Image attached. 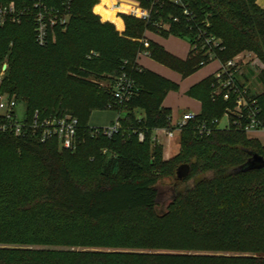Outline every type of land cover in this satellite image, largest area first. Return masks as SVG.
<instances>
[{"label":"trees","instance_id":"1","mask_svg":"<svg viewBox=\"0 0 264 264\" xmlns=\"http://www.w3.org/2000/svg\"><path fill=\"white\" fill-rule=\"evenodd\" d=\"M183 2L223 42L221 60L253 53L264 65L258 0ZM97 4L77 0L67 31L46 48L35 42L33 20L0 28V75L7 66L0 93L24 104L30 116L68 113L80 123L75 151L57 141L0 136V264H264V167L250 164L255 156L264 160V143L234 128L218 127L209 137L196 131L199 122L212 126L234 105L213 101L214 74L187 93L202 103V112L183 127L180 153L166 161L152 140L155 130L176 129L163 103L179 85L138 67L137 58L148 52L185 79L211 63L200 47L193 50L199 31L189 30L182 8L168 0L152 13L151 24L123 16L125 31L118 13L131 11L130 2L101 0L95 15ZM147 31L189 41V59L180 61L156 44L145 48L140 40ZM124 72L136 94L119 107L113 86ZM257 81L264 127V68ZM109 106L121 114L112 139L89 126L92 114ZM102 147L106 157L83 161V149ZM164 178L175 184L160 211Z\"/></svg>","mask_w":264,"mask_h":264},{"label":"built area","instance_id":"2","mask_svg":"<svg viewBox=\"0 0 264 264\" xmlns=\"http://www.w3.org/2000/svg\"><path fill=\"white\" fill-rule=\"evenodd\" d=\"M76 1L0 0V28H4L8 24L20 25L27 19L33 20L35 42L39 47L46 48L57 41L60 33L67 31L72 21ZM119 1L130 2L132 10L127 13H118V17L125 15L132 16L148 24L152 23V13L163 9L167 3V0H145L147 6H144L140 1ZM168 1L174 6L182 8L184 22L189 30L197 29L199 31L197 41H200V44L195 45L193 50H198L200 47L205 52L208 62H217L219 64L218 70L213 75V101L217 102L221 99L226 103H234L233 107H229L224 114V116L229 118V125L225 129L234 128L241 130L250 138L257 133L264 135V127L260 119L261 109L257 101L259 94H256L251 88L252 80L254 79L253 81L260 88L262 86L257 81L258 74H256L255 70L249 69L247 72L244 71L249 66V63H246L244 60V56H254L257 60L256 56L253 53H243L228 61L221 60L217 52H222L226 48L220 39L208 33L209 22L207 20L198 21L196 15H194L183 0ZM169 21L175 24L183 22L177 16H171ZM154 25L161 30L170 28L169 24L160 23ZM140 41L145 48H149L145 39ZM4 71L5 67L3 68L2 76L4 75ZM135 94V81L126 72L122 73L116 79L113 86L115 105L119 107L125 106ZM22 105L24 106L23 114L19 111V107ZM197 116L193 113H185L175 125V130H161L171 140L174 138L176 132L181 133L185 125L196 121ZM221 120L217 119L213 121L212 126L207 121L199 122L196 131L200 136L209 137L216 128H220ZM79 129V120L72 114L43 116L36 111L33 116H30L24 104L17 102L15 98L0 93V136L12 135L15 138L32 137L44 144L57 141L62 150L75 151L80 143ZM120 129L121 123L120 118H118L109 127L95 129L94 134L112 139ZM139 139L143 142L145 135L140 133Z\"/></svg>","mask_w":264,"mask_h":264},{"label":"crops","instance_id":"3","mask_svg":"<svg viewBox=\"0 0 264 264\" xmlns=\"http://www.w3.org/2000/svg\"><path fill=\"white\" fill-rule=\"evenodd\" d=\"M258 5L264 10V0H258ZM164 30L168 31L169 28H165ZM119 32L122 33V31ZM145 40L148 43L149 47L151 44H156L163 48L168 54L172 55L180 61H187L192 52V47L189 41L173 35L164 36L160 32L147 31L145 34ZM137 65L140 68L150 70L179 85V90L175 92H170L163 103L164 108H169L172 110V120L174 126L181 120L182 116L185 113H193L196 115L201 114L202 103L198 99L188 96L187 93L194 86L200 84L201 82L209 78L219 68V64L217 62H212L202 67L191 76L184 79L179 72L154 60L148 52H143L138 56ZM180 108H182L184 111L182 112ZM110 112L113 113L107 116L106 124L99 125V127L97 128L109 127L113 125V123L118 118L121 117V114L117 111ZM96 113L97 112H94L92 114L90 122L96 116ZM137 114L139 118H142L144 112L139 110ZM89 126L93 128L90 123ZM180 135V132H176L174 138L170 140L166 137L165 133L162 130H155L153 132L152 140L156 144L161 145L163 147V155L166 161L173 159L180 153ZM252 138L259 139L261 142L264 143V135L261 133L253 135Z\"/></svg>","mask_w":264,"mask_h":264},{"label":"rangeland","instance_id":"4","mask_svg":"<svg viewBox=\"0 0 264 264\" xmlns=\"http://www.w3.org/2000/svg\"><path fill=\"white\" fill-rule=\"evenodd\" d=\"M130 1H139V0H130ZM98 4L96 6H98L101 1L100 0H97ZM95 7H93L91 9V13L92 14H95L94 11H95ZM96 15V14H95ZM127 16V15H125ZM129 17H132V16H129ZM120 18H122V20L124 21L123 19V16H120ZM103 23H106L102 20V18H99ZM132 19H136L134 17H132ZM137 20V19H136ZM110 23V22H109ZM113 24V23H112ZM124 26H125V29H126V22L124 21ZM116 27V26H115ZM117 29V27H116ZM118 30V29H117ZM125 31V30H124ZM122 31V33L124 32ZM244 60L246 61V63H249L247 66L246 69H244V71H248L249 69H253L256 71V74H259V71L261 69L264 68V65L259 62V60H256L254 58V56H244ZM6 66V65H5ZM4 66V67H5ZM253 72V71H252ZM0 77H2V75H0ZM1 79V78H0ZM254 80V79H253ZM252 80V84H251V88L255 91L256 94H262V88H260L255 81ZM186 81V80H185ZM114 106L110 107L109 106V110L107 111H97L96 113V116L91 120L90 122V125L93 127V128H97L99 127V125H104L106 124V118L109 114L113 113V112H110V111H115V109H113ZM113 109V110H112ZM180 110L183 112L184 110L182 108H180ZM19 111L21 112V114H23L24 112V106H20L19 107ZM229 125V118L227 116H224L220 122V128L221 129H225L227 128V126ZM122 142H126V140H123ZM80 144V143H79ZM78 144V146H79ZM102 146V145H101ZM88 149H83L84 152H80L81 153V156L83 158V161H90L92 158H96V160L94 161H98L100 159H102L103 157H106V152L107 150H104L103 151V147L100 148V150L96 151V153L94 152H90V151H87ZM87 151V152H86ZM83 154V155H82ZM175 184V180L174 179H170V178H164L158 185L159 187V190H160V202H161V206L159 208L160 211H163L166 207V205L169 203L171 197H172V194H173V191H172V186ZM232 254V253H231Z\"/></svg>","mask_w":264,"mask_h":264},{"label":"water","instance_id":"5","mask_svg":"<svg viewBox=\"0 0 264 264\" xmlns=\"http://www.w3.org/2000/svg\"><path fill=\"white\" fill-rule=\"evenodd\" d=\"M6 68H7V66H5V70H6ZM250 164L258 165L257 167H264V160L255 156L254 159H252V161H250ZM184 171L185 170H183V169L179 170V177H181V175L185 174Z\"/></svg>","mask_w":264,"mask_h":264}]
</instances>
